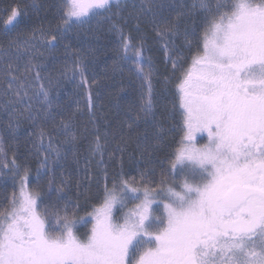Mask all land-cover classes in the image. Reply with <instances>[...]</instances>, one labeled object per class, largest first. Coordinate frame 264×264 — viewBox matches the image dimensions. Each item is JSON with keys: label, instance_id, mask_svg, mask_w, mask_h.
<instances>
[{"label": "snow or ice", "instance_id": "1", "mask_svg": "<svg viewBox=\"0 0 264 264\" xmlns=\"http://www.w3.org/2000/svg\"><path fill=\"white\" fill-rule=\"evenodd\" d=\"M126 2L61 0L56 29L60 36L45 39L41 31L38 39L33 29L29 38L0 47V66L9 78L5 96H15L8 104L32 99L31 74L35 71V79L41 78L40 65L34 63L43 55L40 47H54L74 23L84 24L93 17L111 20L113 7L118 15ZM22 14L26 12L19 4L11 6L5 30L14 27ZM141 14H151V22L157 24L155 0H142L137 19ZM197 14H203V27L199 34L195 26L184 30L185 47L192 59L178 85L187 131L169 154V166L162 168L159 180L152 181L148 169L131 179L121 172L109 187L106 174L102 203L87 214L94 223L81 239L74 231L88 222L77 216L81 182L76 181L73 204L70 179L62 178L57 184L53 176L45 194L39 188L28 190V177H24L19 195L13 193L10 209L0 213V264H264V0H192L172 20L157 25L156 36L164 41L173 73L187 59L183 54L171 55L174 38L181 35L180 22ZM112 27L122 42L120 62H130V71L140 81V108L127 123L126 132L113 130L109 138L106 131L103 140L96 135L89 151L100 157L99 164L104 163L110 142H116L114 151L108 153L111 158L116 150L123 151L141 121L157 122V69L151 58L144 57L142 41L136 47L119 25L113 22ZM25 57L22 69L13 63V58L21 61ZM77 70L79 63L72 69ZM159 83L162 93L169 78L165 76ZM35 96H43V104L49 92L41 84ZM25 111L31 113L32 105ZM70 127L64 122L66 142H71L69 136L75 139ZM196 131H207V144L195 145ZM53 138L41 129L35 144L37 151L45 149L41 167L49 172L54 171L49 155L56 152L59 157ZM157 142L163 143L162 134ZM4 152L0 146V153ZM18 169L15 158L0 164V170L13 175ZM45 195L50 204L41 211ZM135 201L138 203L129 208ZM118 211L123 212L119 218Z\"/></svg>", "mask_w": 264, "mask_h": 264}, {"label": "trees", "instance_id": "2", "mask_svg": "<svg viewBox=\"0 0 264 264\" xmlns=\"http://www.w3.org/2000/svg\"><path fill=\"white\" fill-rule=\"evenodd\" d=\"M5 1L0 0V8L5 5ZM167 7V0H159ZM178 3L190 5L191 0H173ZM53 4V0H46L44 8ZM122 12L121 19L114 22L122 28L124 34L131 37L132 43L143 42L144 57L151 58L153 66L157 69L155 84L156 89V108L157 122L144 123L141 121L135 129L131 139L124 144L123 151L116 150L114 156L109 157L116 147V142L109 143L107 152L104 156V163L99 164L100 157H93L89 151V145L94 141L97 134L104 139V133H109V138L113 130L127 131V123L130 118H134L140 108V81L135 77L133 71H130L131 64H122L119 56L123 49L121 39H117L116 30L112 27V22L96 24L91 19L84 24L72 25L64 34L74 35L71 39V45L66 53L64 45H55L50 48V52L45 54L49 78H52L56 87L55 93L58 95V102L54 105L50 120L45 121L41 118L37 123H32L28 119V112L23 109L13 108L11 112L8 109L0 108V132L3 136L5 145V162L16 159L19 165L18 174L13 175L11 171H3L4 180L0 181V194L7 190L9 193L20 191L24 177H28V189L37 186L42 192L45 191L48 180L55 177L57 184L62 178H68L72 182V188L69 195L72 196L73 204L76 203V181L81 182L79 192L80 210L78 216H84L87 224L75 229L76 235L84 239L91 229V216L88 213L93 212L94 207H98L103 195V186L105 175L109 187L114 176H119L123 172L125 178H138L139 173L145 169L150 172V179L157 182L160 178L162 168L169 166L171 152L179 146V141L184 136L183 115L180 107V94L178 85L183 78V74L191 63V54L185 47L184 30L191 31L195 26L197 34L203 27V14L186 16L180 22L181 35L174 38L175 50L171 52L173 57H179L183 54L187 59L183 60L178 70L173 73L172 60H166L165 50L161 44L162 40L156 36L155 28L157 25H163L172 20L175 16H168V10L163 16H157V24H153L152 17L142 16L136 19L140 12L136 0H127ZM48 10H42L44 29L55 34L61 35L57 31L55 19L46 18ZM41 14L38 13L37 21L41 25ZM32 20L23 17L22 22L13 31H0V47L7 48L11 41L18 37L26 36L28 31L32 32L28 25ZM79 31L73 32L77 26ZM138 25V27H137ZM122 26V27H121ZM63 34V35H64ZM76 34V35H75ZM61 42V41H60ZM140 45V44H137ZM169 48L172 44L169 43ZM42 53V52H41ZM80 57L82 65L85 66L84 81L86 83L85 91H89L91 99L81 101L77 99L79 92L69 84L62 87L63 81L62 68L65 57ZM65 57V58H64ZM64 58V59H63ZM63 59V60H62ZM62 61V62H61ZM13 58V63H18ZM22 69V68H21ZM44 69V73H45ZM14 72V75H20ZM165 76L169 78V83L161 93V84L159 83ZM5 80L4 67L0 66V90L7 87ZM1 92V91H0ZM7 97H3L0 103L6 107ZM44 111H42L43 113ZM64 122L70 123L71 136L66 142V134L63 132ZM32 123V124H31ZM41 129L51 133L54 137L53 147L59 150V157H56L50 165H53L54 171L49 172L45 169V174L40 175L37 181L38 170L41 169L42 157L37 151L35 144L39 141V132ZM97 129L99 130L97 132ZM162 130V133H161ZM136 133H139L137 136ZM162 134L163 143L157 142V136ZM53 162H55L53 164ZM43 176V177H42ZM178 178V177H177ZM171 180V177H170ZM155 187V183H152ZM150 185V186H151ZM135 186V185H134ZM139 187H143L140 185ZM36 190V189H35ZM1 198V197H0ZM136 202V201H135ZM50 203L49 199L43 200L41 210ZM132 202L129 207L133 206Z\"/></svg>", "mask_w": 264, "mask_h": 264}, {"label": "rangeland", "instance_id": "3", "mask_svg": "<svg viewBox=\"0 0 264 264\" xmlns=\"http://www.w3.org/2000/svg\"><path fill=\"white\" fill-rule=\"evenodd\" d=\"M16 1H18V0H14L13 2L16 3ZM21 2H22L21 3L22 4L21 8H23L24 11L26 12V15H24V16L25 17H28L29 19L32 20V24L31 25H28L27 29L29 28L31 31H33V29H36L37 30V38L38 39H39V35H40V32L41 31L45 34V39L50 38L53 35H57L52 30H50V32H49L47 30V28H46V30L44 29V27H46V25L43 26V24H42L43 23V21H42L43 20V15L41 14V12H42V10H48L46 12L47 13L46 18L48 17L50 19H55L57 21V23H54V24L58 25L59 22H60V14H61V11H60L61 0H53V4H51L50 6H48L47 9L44 8V5H45L46 0H21ZM136 2H137V4L139 5V8H140L141 7V4H142V0H136ZM191 3H192V0L190 1V4ZM155 4H156V10L159 13V15H157V16H163V13H166L167 10H168V16H170V15H174L175 16L177 14V12L181 10V6L182 5L185 8L187 7V4L186 3H183V4L178 3V2L176 3L173 0H167V7H165V5H163L159 0H155ZM124 8L125 7H123V9ZM38 13L41 14V16H42L41 17V23H40L41 25L40 26L38 24L39 21H37V15H38ZM103 15L104 16H108L110 14L109 13H104ZM121 15H122V12H120L117 15V9L115 7H113L112 13H111V16H112V19L111 20H108V19H100L98 17H93L91 20L93 22H95L96 24H102L103 22L104 23H106V22H112L113 23L114 20L115 21H119L121 19ZM142 16H143V14L140 15V18ZM148 16L150 17L151 14H149ZM48 18H47V20L49 21ZM72 25H75V23L72 24ZM79 28H81V27L77 26V27H74L72 30H73V32L79 31ZM1 32L5 33L6 31H1ZM123 33H125V32H123ZM31 34H32V32L28 31L26 33V36L18 37V39L19 40L27 39V38H29V36ZM116 34H117V39H120V36H119V34H118L117 31H116ZM124 35L125 36H129L127 34H124ZM57 36H59V35H57ZM71 39L74 40V35H72V33L71 34H64L63 35V38L60 39L55 45L58 44L60 46L63 43L64 45H62V46H64V51L62 53L64 54V53H66V51L69 50V45H71ZM137 44H140V43H136L134 45L136 47H139L140 45H137ZM161 44L162 45L164 44V41L163 40H162ZM39 50H40V52L43 53V55H40L38 57V59H36L34 61V63L40 65V68L37 69V70L40 72V77L41 78L39 80H36L35 79V71L31 74V77H30L31 87L29 88V96H31L32 99L29 100L28 98H25L21 103L8 104V100L9 99L15 100V96L10 94L9 96H7V99H6V105H7L8 108L4 107L0 103V108H2L3 110L8 109V112H11V110L13 108L20 109V110L21 109L25 110V108L29 104H31L32 105V111H31V113L28 112V119H29L30 122L35 123V124L37 123L36 121H38L39 119H41L43 117L45 118V121H49L50 120V116H51L52 109H53L54 105L59 101L57 99L58 98V95L55 93L56 87L54 85H56V84H53L52 78L47 77L49 74L47 72V68L45 69V67H44L46 65L45 62L47 60L45 54L49 53L51 50H50V48H45V47H40ZM134 51H135V49H133V52ZM121 53L123 54V49H122ZM129 55H132V53H129ZM65 57L67 58V55H65ZM27 59L28 58L25 57L23 60H21V61H19L17 63V64H19L20 68H23V65L27 62ZM63 63H64L63 64L64 65L63 66L64 68H62V73H61V74H64V75H62L63 81L61 79L62 87L65 86V84L72 85L76 89V91L79 92V95H78L77 99H79V100L81 99V101H83V103L85 102V100L91 99L90 96H89L90 95L89 94V91H85L86 95L83 96L84 95V88H86V83H85L84 77H83L84 76V72H85V66L82 65L83 64L82 63V58H80V57H73V58L68 57L67 59L64 60ZM77 63H79V65H80V70H77V71L73 72L72 69L75 68V66H76ZM129 64H131V63L129 62ZM44 69H45V73H44ZM8 79L9 78L5 76V80L7 81V83H8ZM41 84L49 92L48 101L47 102H44L43 104L41 103V101H43V96H40L39 98H37L35 96V92L39 89V86ZM7 88H8V86L0 90L1 91L0 92V100H2L3 97H6L5 96V91L7 90ZM178 92L181 95L180 90H178ZM21 94H23V93H21ZM42 111H44V112L42 113ZM181 111H182V115H183L182 108H181ZM33 117H34V119H33ZM183 126H184V123H183ZM0 128H1V123H0ZM186 131H187V129L184 126V135H185ZM198 132L199 131L194 132L193 133V136H194V143H195V145L197 147H200L199 146V143L195 139V135ZM36 143H38V142H36ZM51 143H52V146H53V143L54 142L51 141ZM207 143L208 142H206V144ZM44 144H45V147H47V145H48V139H47V137H45V139H44ZM0 146H2L4 148V150H5V145H4V142H3V136L1 134V132H0ZM53 148L56 149V146H54ZM40 151H41V153L38 152V154H40V156L42 157V160H43L44 155H45V149L44 148H41ZM4 154H5V152L4 153H0V164L5 163V160H4L5 155ZM56 157H57L56 152H51V154L49 155V163L52 162V160H54ZM39 173H40V175L43 174V173L45 174V169L41 167ZM3 174H4L3 170H0V181H3L4 178H5V177H3ZM177 179H179V177ZM135 186H140V185H135ZM152 186L153 185H151V187ZM35 189H37V186L32 187L30 190H35ZM47 191H48V185H47V187H46V189H45V191L43 193L46 194ZM19 192L20 191H18L16 194L19 195ZM12 196H13V194L7 192V190H4L3 191V195L2 196L0 194V197H1L0 198V213H3L6 210H9L10 209V202H11ZM46 198L48 199V197L45 195V199ZM101 203H102V200L100 201V203L98 205H100ZM134 203H138V201H136ZM131 207H129V208H131ZM43 210H41V211H43ZM124 211H126V210H124ZM160 211H163V209L161 208ZM78 214H79V212L77 213V216H78ZM122 215H123V212L122 211L116 212V217L117 218L121 217ZM91 220H92V222H91V226L90 227H92V224L94 223V220L93 219H91ZM53 222H54V218H53ZM116 222H122V220L117 219Z\"/></svg>", "mask_w": 264, "mask_h": 264}, {"label": "flooded vegetation", "instance_id": "4", "mask_svg": "<svg viewBox=\"0 0 264 264\" xmlns=\"http://www.w3.org/2000/svg\"><path fill=\"white\" fill-rule=\"evenodd\" d=\"M12 1H5V5H3L0 8V31H5V25H4V21L7 19V16L10 14V10H11V6L15 5V4H19L20 6H22V2L21 0L16 1V3ZM4 9H7V11H3ZM24 14H22L19 17V22L14 26L17 27L19 26V24L22 22V18H23ZM14 27L9 26L8 30L13 29ZM190 66V65H189ZM189 68V67H188ZM187 68V69H188ZM214 130V129H213ZM195 139L197 140V142L199 143V146L205 145L206 142H208V133L207 131H199L196 135H195Z\"/></svg>", "mask_w": 264, "mask_h": 264}]
</instances>
